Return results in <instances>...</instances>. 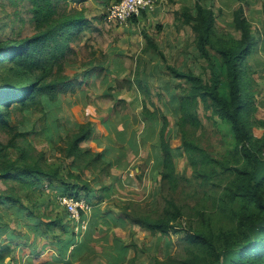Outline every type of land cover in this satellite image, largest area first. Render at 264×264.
I'll return each mask as SVG.
<instances>
[{
	"label": "trees",
	"instance_id": "obj_1",
	"mask_svg": "<svg viewBox=\"0 0 264 264\" xmlns=\"http://www.w3.org/2000/svg\"><path fill=\"white\" fill-rule=\"evenodd\" d=\"M77 1L79 0H32L31 20L36 31L24 38L0 42V65L10 64L6 83L0 81V126L12 132L10 140L0 144V183L6 185L4 189L0 187V203L20 216L18 221L14 220L13 227L0 223V234H7L9 237L7 242L0 240V264H8L7 257L14 251L12 241L15 242L20 236L27 239L32 234L34 239L29 244L20 245L22 257H27L24 264H87L89 256L94 255V243L101 241L106 243L103 250L110 264H127L128 260L133 259L129 258L130 247L137 246L134 242L126 243L117 234L110 240L109 231L99 238L94 237V227L98 223L109 224L106 219L112 217L100 204H93L92 199L94 196L101 198L110 195V186H101L103 193L98 196L97 190L81 178L80 171L85 168L98 169L99 174L108 177L112 176L113 166L101 151L81 145L92 135L93 124L90 121L77 123L62 138L63 144L57 146L61 161L50 163L45 159L44 152L33 155L30 153L31 144L18 143V137L25 141L27 131L15 130L9 123L8 110H4V107L11 105L26 110L29 107L43 108L59 104L58 91L65 84L66 78L53 74V69L55 66L62 68L59 60L71 49V42L82 28L89 24L84 8L72 6ZM105 1L107 3L110 0ZM239 1L232 12L234 32L218 29L215 11L201 0L195 1L193 10L182 7L175 11L176 19L191 27L196 48L199 55L207 61L209 69L204 77L194 70L166 64L170 73L179 79L181 92L177 123L181 145L197 176L207 181L213 177L218 181L211 182L212 185L223 187L215 200L221 210L219 212L226 216L228 223L216 227L211 221L212 213L204 222L206 213L200 212V226H190L192 232L185 238L186 255L181 259L170 257L155 260L154 264H264V132L258 134L264 128V118L255 121L250 119L255 106L248 90L249 80L244 68L245 62L253 53L257 33L253 21L245 13L244 0ZM133 20L137 21L136 18ZM146 39L147 49L155 48L160 51L150 35H146ZM126 86L129 89L136 86L143 94L141 113L144 117L162 121L158 143L161 149V180L174 192L181 175L175 166L167 136L171 128L169 117L160 108L151 110L148 107V101L154 103L151 98L152 89L150 83L141 79L139 71L132 80H128ZM201 102L228 125L232 139L231 149L226 157L212 156L190 136L189 127L196 128L201 124L198 113ZM50 127L47 125L46 129ZM10 147L18 151L16 157L10 156ZM67 158H71L70 162H66L70 165L64 167L62 161ZM222 173H234V177L223 185L218 179L222 180ZM43 187L47 191L41 199L40 192L37 191ZM50 192L54 198L48 199ZM60 193L84 196L90 203V209L82 212L87 221L83 231H74L68 212H64V216L62 214L44 219L45 210H40L41 213L38 211L41 204L47 208L49 202L55 201ZM123 209L128 211L123 216L112 219L117 224L123 225L124 219L128 218L152 232L167 233L169 228L183 223V206L173 195L165 196L163 213L160 215L134 214L127 207ZM20 225L28 227L29 231L26 228V232L22 234ZM37 238H42L56 248L50 259L41 258L43 251L37 249ZM140 252L138 250L136 254L135 264L139 261ZM18 260L13 264H19Z\"/></svg>",
	"mask_w": 264,
	"mask_h": 264
},
{
	"label": "rangeland",
	"instance_id": "obj_2",
	"mask_svg": "<svg viewBox=\"0 0 264 264\" xmlns=\"http://www.w3.org/2000/svg\"><path fill=\"white\" fill-rule=\"evenodd\" d=\"M102 1L79 0L72 3L76 8H84L89 24L82 28L71 42V49L59 60L62 68L55 66L53 69V74L66 78L65 84L58 91L59 104L53 106L49 101V107H29L26 110L11 105L4 107V110H8L9 123L15 130L27 131L25 141L18 137V143L28 142L32 145L31 154L44 152L45 159L50 163L61 161L57 146L63 144L62 138L71 132L77 123L90 121L94 126L93 133L81 145L101 151L113 166L112 176L108 177L99 174L98 169L85 168L80 171L81 178L97 190L98 196L103 193L101 186H110V195L101 198L94 196L93 204H100L101 208L111 213L112 219L123 216L124 212L128 211L123 209L125 207L134 214L160 215L163 213L165 196L173 195L183 206V223L169 228L167 233L152 232L128 218L124 219L123 225L107 218L109 224L98 223L94 227V237L99 238L109 231L110 240L117 234L128 244L136 243V247H130L129 258L133 259L128 260L127 264H135L138 250L141 252L138 253L139 261L136 264H154L155 260H166L170 257L181 259L187 253L185 238L192 232L189 227L200 226L201 213H206L204 222L212 213L211 221L216 227L228 223L226 216L219 212L221 210L215 200L223 187L212 185L211 182L216 180L213 177L207 181L197 176L188 154L181 145L177 123L181 92L179 79L166 67L169 63L181 69L194 70L206 77L209 71L208 63L199 55L194 43V33L188 24H181L176 17L173 24L166 28L161 19L152 17L140 19L141 21L132 20L127 24H116L106 18L107 7L113 0L107 3ZM201 2L215 11L218 29L234 32L232 12L240 3L239 0ZM243 6L257 33L253 53L244 66L249 80L248 90L255 106L250 113V119L255 121L264 118V0H244ZM182 7L193 10L195 0H187L180 8ZM31 8L32 0H0V42L24 38L36 31L31 20ZM146 35H150L159 43L160 51L155 48L147 49ZM9 66L10 64L0 65V81L3 83H6ZM137 71L141 79L151 85V98L154 103L148 101V107L151 110L160 108L170 120L171 128L167 136L170 139L175 166L181 175L178 188L174 192L161 180V149L158 143L162 121L144 117L141 113L143 94L136 86L132 89L126 86ZM42 102L45 100L42 99ZM198 113L201 124L196 128L189 127L190 136L212 156L226 157L230 152L232 139L228 125L217 115H213L212 109L202 102L199 104ZM47 125L51 127L46 129ZM263 132L264 128L260 129L258 134ZM11 136L12 132L0 126V144L7 143ZM8 152L13 157L18 155V151L13 147L8 148ZM262 158L264 160V150ZM70 160L71 158L64 159L62 165L68 167L70 164L66 162ZM222 175V180L218 179L223 185L234 177V173ZM0 187L4 189L6 185L0 183ZM45 188L37 191L40 192L41 199L47 191ZM50 197L54 198L52 192L49 193L48 199ZM1 204L0 223L13 227L14 220L18 221L20 216ZM49 204L47 208L44 204H41V209L38 208L40 213L45 210L44 219L67 212L66 208L56 201V197L55 201L51 200ZM21 226L29 231L28 227ZM20 231L22 232V229ZM8 238L7 234H0L1 241L7 242ZM20 242L21 237L11 242L14 251L10 254L12 258L7 257L8 264H13L16 259L21 258V246H16ZM53 249L56 248L47 247L41 258L50 259L49 252ZM196 251L200 252L199 248H196ZM99 261L100 258L95 256L87 261V264H99ZM20 264H23L22 260Z\"/></svg>",
	"mask_w": 264,
	"mask_h": 264
},
{
	"label": "built area",
	"instance_id": "obj_3",
	"mask_svg": "<svg viewBox=\"0 0 264 264\" xmlns=\"http://www.w3.org/2000/svg\"><path fill=\"white\" fill-rule=\"evenodd\" d=\"M159 0H116L107 7L106 18L116 24H127L134 18H143L144 12H152L156 9ZM58 201L66 208L75 232L84 230L87 221L83 218L82 212H87L90 203L84 196H76L69 193H60L56 196Z\"/></svg>",
	"mask_w": 264,
	"mask_h": 264
},
{
	"label": "crops",
	"instance_id": "obj_4",
	"mask_svg": "<svg viewBox=\"0 0 264 264\" xmlns=\"http://www.w3.org/2000/svg\"><path fill=\"white\" fill-rule=\"evenodd\" d=\"M186 1L187 0H159L157 3L156 9L152 12H144L143 18L141 20H144L148 17H150V18L152 17L155 19H161V22L164 23V28H166L168 25L171 26L174 22V19H175V11L181 9L180 7L183 4H185ZM103 2L106 3L105 0H103L102 3ZM141 20L139 19V21H141ZM155 42L159 46V43L156 40H155ZM93 202H94V199H92V203ZM20 229H22V234L24 232H26V228L23 229V227L21 226ZM21 239H22V242L17 243V244H19V245L29 244L30 241L32 239H34V236L32 234V235H30V237L28 239L23 238V237H21ZM112 239H113V236L111 237V240ZM94 244H95L94 245L95 248L93 251L94 255L92 257H95V256L99 257L100 258L99 264H110L108 262L106 256H105V252L103 250L104 245H106V243L101 241L99 243H94ZM96 244H99V245H96ZM47 247L52 248L53 246L51 245V243L46 242L42 238H37V249H39V250L41 249L43 251L42 253H44L47 250ZM54 251H55V249H53L51 252H49L51 254V256H52ZM20 255H21V258L18 260L19 264H20V260H22V262L24 264L27 257L26 256L22 257V254H20ZM92 257L89 256L88 261H90Z\"/></svg>",
	"mask_w": 264,
	"mask_h": 264
}]
</instances>
